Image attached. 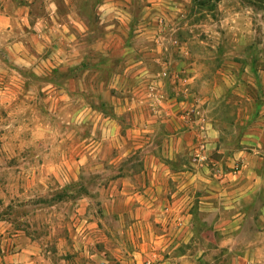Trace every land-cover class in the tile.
Here are the masks:
<instances>
[{
	"label": "rangeland",
	"instance_id": "1",
	"mask_svg": "<svg viewBox=\"0 0 264 264\" xmlns=\"http://www.w3.org/2000/svg\"><path fill=\"white\" fill-rule=\"evenodd\" d=\"M31 1V18L0 34V221L8 223V234L32 238L49 264H124L119 255L128 251L150 254L154 234L170 225L162 231L153 218L139 224L136 193L124 192V184L144 183L142 176H127L144 168L136 135L130 134L126 150L105 139L101 125L109 108L97 96L108 94L112 73L122 75L139 59L145 75L130 102L146 105L149 120L163 110L179 123L180 135L199 144L189 160L178 162L157 148L162 168L217 169L220 163L229 169L228 162H242L214 152L199 166L197 154L212 134L228 157L240 150L264 154V0ZM26 3L4 6L14 11ZM37 18L48 28L33 30ZM41 33L46 46L39 52L34 35ZM168 138L164 131L147 133L141 149ZM127 150L129 160L113 162L117 151ZM163 203L168 210L169 201ZM194 229L207 230L198 219ZM214 238L196 248L225 250ZM22 244L0 242V257ZM217 258L211 255L207 264L232 261ZM131 259L157 264L152 257Z\"/></svg>",
	"mask_w": 264,
	"mask_h": 264
},
{
	"label": "crops",
	"instance_id": "2",
	"mask_svg": "<svg viewBox=\"0 0 264 264\" xmlns=\"http://www.w3.org/2000/svg\"><path fill=\"white\" fill-rule=\"evenodd\" d=\"M9 1L11 0H0V34L13 32L14 25L19 24V20L24 22L32 16L30 8L33 2L31 0H27L28 4L26 3L17 10L15 8L14 11L6 10L4 5ZM48 15L52 18L55 16L53 12H49ZM71 15L74 13L68 16ZM41 24L48 28L44 21L37 18L33 30H41ZM60 26H63L64 29L67 28L66 24ZM58 30L60 29L58 28ZM43 34L34 35L36 41L39 42L37 44L39 52L45 50L46 46V43L40 42L44 36L46 37V33L44 36ZM13 44L15 45H11L17 46L16 43ZM50 58L54 59L52 55ZM47 61L46 59L42 62L46 63ZM128 61L133 60L128 59ZM142 63L139 59H135L122 75L112 73V76L107 79L109 83L107 91H105L108 94H105L104 100L97 96V99L100 98L109 108V113L103 120L101 129L106 133L105 139L114 143L115 147H123L124 150H126L130 134L132 137L136 135L134 138L137 143L136 149L138 153L142 154L144 168L141 174L138 170L137 172H134V169L127 170V176H142L144 183L140 186L133 183L124 184V192L136 193L139 224H150L153 218L155 223L163 226L162 231H166V224L170 225V229L168 232L154 234L153 251L150 254L128 251V257L125 254L119 255V257L125 258L123 259L124 264L132 263L133 256L139 257V261L152 257L157 264H207L211 255H215L218 257L217 259L232 257V261L227 264H264V169L260 168V163L264 161V154L258 156L256 153L262 152H258L256 149L253 150L254 153L240 150L228 157L221 148H218V137L216 138L212 134L205 144L204 157L210 160L214 152L221 155L219 157L222 159L232 160L234 157L237 161H242L241 164L244 163V168L240 173L233 171L234 164L231 162L227 164L229 169L224 168L220 163L217 169H209L205 166L196 169L179 168L178 170L162 168L160 166L162 165L161 159L155 152L157 148L162 147L167 157L178 162L185 156L189 160L193 155L194 148L199 144L191 139L188 133L180 135L179 123L172 116H164L163 110L159 111L160 115L149 120L146 115V105H140L138 101L136 104L130 102L138 89L140 79L145 75V67ZM95 79H98L96 75ZM76 89L74 81V91ZM91 89L94 93L99 92L93 85ZM122 96L125 97L122 98ZM93 108L90 107L89 110L102 113L99 108ZM171 108L172 105L169 104V109ZM169 112L172 111L169 110ZM169 112L167 111V113ZM123 115L129 118L126 125L122 124ZM125 131L126 135L120 134ZM160 131L166 132L169 136L161 146L157 143L152 150L150 148L141 149L145 145L143 143L147 133L157 135ZM256 142L255 140L254 143ZM257 145L260 144L257 142ZM110 146L112 147V144ZM119 153L120 151L116 152L117 156L113 162L116 159L129 160L132 155L131 150L124 151L123 155ZM256 160L259 162L258 166L253 164ZM169 194L173 198L172 200L168 199ZM131 198L128 197V199ZM165 200L169 201L170 208L164 211L162 205ZM75 205L81 207L80 214H82L84 205H80L79 202ZM131 205L129 207H132ZM193 210L197 214L193 213ZM196 219L209 231L196 232L194 229ZM79 220L80 218L77 221ZM7 225V222L0 221V242L10 241L12 248L18 239H21L23 244L16 246V249L11 252L8 250L3 259L0 257L4 260V264H49L48 260L42 258L43 251L40 252L32 238L24 237L23 240V235L20 233L8 234ZM215 235L225 242L226 246H223L226 247L225 250L221 248L222 246L196 248L197 245L202 246L209 243L208 240L215 241ZM144 245L146 246L145 238ZM2 248L3 251L6 249L5 246ZM40 258L42 260L39 262Z\"/></svg>",
	"mask_w": 264,
	"mask_h": 264
},
{
	"label": "built area",
	"instance_id": "3",
	"mask_svg": "<svg viewBox=\"0 0 264 264\" xmlns=\"http://www.w3.org/2000/svg\"><path fill=\"white\" fill-rule=\"evenodd\" d=\"M185 118H187V117H185ZM205 159L206 158L204 157V154L203 153H198L197 154V160H198L199 166H203L204 165ZM242 170H243V165L241 163H238L237 162V163L234 164L233 171L235 173H240Z\"/></svg>",
	"mask_w": 264,
	"mask_h": 264
},
{
	"label": "trees",
	"instance_id": "4",
	"mask_svg": "<svg viewBox=\"0 0 264 264\" xmlns=\"http://www.w3.org/2000/svg\"><path fill=\"white\" fill-rule=\"evenodd\" d=\"M63 76L67 77L65 74H62ZM58 79V78H57Z\"/></svg>",
	"mask_w": 264,
	"mask_h": 264
}]
</instances>
